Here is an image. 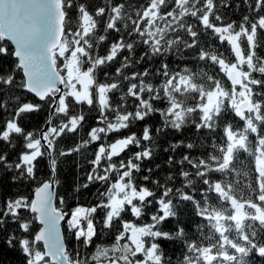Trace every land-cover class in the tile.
<instances>
[{"label":"snow or ice","instance_id":"1","mask_svg":"<svg viewBox=\"0 0 264 264\" xmlns=\"http://www.w3.org/2000/svg\"><path fill=\"white\" fill-rule=\"evenodd\" d=\"M262 4L258 0V8ZM69 7L83 35L75 33V39L64 42L68 52L76 49L71 59L61 51L66 78L55 61L41 65L19 51L16 70L0 76V142L11 146L0 151V170L13 184L33 182L25 199L31 200L36 219L21 230L42 225L39 238L22 241L25 254L42 245L46 255L36 264L49 259L51 264H246L259 247L252 241L264 234V16L250 24L248 17L225 23L219 10L230 3L219 0H144L136 11L127 0H72ZM176 34L181 35L172 39ZM13 39L23 46V34ZM20 69L37 95L41 88L59 93L57 85H64L43 140L23 122L38 107L22 102L12 89ZM85 106L97 113H86ZM97 116L103 126H93ZM156 116L177 133L196 134L187 140L178 135V142L171 143L180 153L179 175L166 179L179 184L161 189L158 200L140 167L151 159L142 148L159 131L151 122ZM54 122L58 127H51ZM201 132L221 135L217 140ZM81 133L86 139L78 143ZM58 142L70 146L57 149ZM89 149L95 150L90 161L95 167L87 183L72 187L73 193L120 173L123 182L108 188L104 203L81 204L79 195L57 201L50 189L61 187L62 162ZM100 165L108 176L99 175ZM42 172L49 180L35 184ZM4 207L13 208V198H6ZM61 225L70 234L71 248ZM105 239L111 247L97 245ZM177 242L183 251L173 259L166 250ZM81 246L95 247L90 259L81 258Z\"/></svg>","mask_w":264,"mask_h":264},{"label":"trees","instance_id":"2","mask_svg":"<svg viewBox=\"0 0 264 264\" xmlns=\"http://www.w3.org/2000/svg\"><path fill=\"white\" fill-rule=\"evenodd\" d=\"M62 1V9L64 14L63 19V35L61 39L60 46L53 51V61L56 62V68L58 71H61L62 74L65 76L63 72L64 65L60 63L62 59L65 57L61 56V51L65 52L67 59H70L73 53H75L76 49L73 48L71 52L67 51L65 48L64 42L66 40L75 39V33H79V35H83L81 28L79 27L80 21L78 20H71L70 17L73 14V10L69 5L72 3V0H61ZM81 2H85V0H81ZM97 4L102 3V0H96ZM219 2L224 4H229L230 7H225L220 9L221 15L224 17L225 23L230 20H234L239 23L244 17H248V23L250 24L252 21L256 20L258 17L264 16V4L259 5L258 8V0H219ZM127 3L132 5L131 11H136L138 8L137 5H142L144 0H127ZM258 9V10H257ZM181 34H176L172 37V39H178ZM7 49V53L4 54V49ZM182 51V47H181ZM223 55L226 57L229 53L225 50H221ZM171 59V58H170ZM177 61L173 60V63ZM154 64L158 66V62L154 61ZM17 60L13 56V49L9 42L2 38L0 34V76H4L7 74L12 73L17 68ZM210 72L214 71L210 67ZM12 89L16 91L18 95L21 96L22 102H27L30 105L37 106L38 110L34 111L31 116L24 118V123L27 130L33 131L36 130L39 138V132L42 129L45 122L48 120L49 117V110L53 103V96L48 95L43 100H38L35 96L29 93L25 89L24 78L19 70L17 74L16 81L12 84ZM64 95V89L62 92V96ZM70 103V101H66V104ZM118 103V101L113 100V104ZM59 105V102H58ZM57 105L56 110L52 113L55 114L57 109L59 108ZM20 107H23V103ZM19 108L17 109V115L19 114ZM84 111L89 114H96L97 109L95 107L88 108L87 106L84 107ZM11 115V113H9ZM167 119V117H165ZM15 120V117H13ZM154 126L159 128L158 132H154L149 144L145 145L142 148V151L149 152L151 159H146L140 165L141 169L144 170L142 172L143 176L148 177L149 184L148 186L151 188L152 191L156 192L155 199L163 198L161 196V189L164 191L169 190L170 188L176 187V184H179V180H177L176 184H173L171 181L167 180L166 177L170 175L178 176V164H179V156L180 153L173 150L171 148L172 142H178L177 136L180 135L183 139L187 140L190 136H195L194 132L190 133L187 130L182 134L175 132L171 125L165 126L161 123V119L159 116L153 117L152 121ZM89 124L86 121V125ZM107 124V118L105 119V125ZM93 126H103L99 123V116L96 117V121L93 123ZM51 127H58V125L54 122ZM167 127V130H165ZM90 131V129H89ZM261 134L264 135V128H261ZM111 135V134H109ZM200 135L208 136V135H215L217 140H219L221 133H205L201 132ZM80 140L78 139L77 142H82L83 139H86V134L81 133ZM52 139H55L53 136ZM112 141L110 140L109 143ZM70 145H64L63 142H58L56 144L57 149L61 147H67ZM11 146H5L4 142H0V151H8ZM95 158V150L89 149L83 156H76L74 155L71 159L65 160L62 162L61 168L58 170L59 179L62 181L61 187L59 189L55 186V192L57 193V201L59 200L60 196H63L65 200L74 201L76 196L79 195V199L81 204H93L97 201L99 203H104V195L108 188L112 186V184L117 181H122L123 173L118 174L117 176H112L107 179L106 182L103 183H94L90 186L89 190H81L78 194L72 192V187L79 183L83 185L88 181V175L91 174V170L94 165L90 163ZM15 159V156H13ZM123 159H127L124 157ZM11 160V157H10ZM169 160L172 161V166H169ZM118 162H114L112 165H107L109 170L115 166ZM252 161L249 160V168H251ZM101 171L99 175L101 176H108L107 172H104L102 169L105 165H100ZM185 170H188V166H184ZM151 169L149 173L147 170ZM93 175V180H95V175ZM42 177V179L40 178ZM40 177H38L35 184H41L43 181L49 180V175L47 173H40ZM155 181H159L157 185ZM33 182H29L28 184H13L11 183L10 175L3 174L2 170H0V221H3L0 224V264H29V261H32V264H36L37 260L34 259L35 253H42L41 245L37 246L36 248L32 249V252L29 254H25L24 248L22 246V241L25 239H29L32 236L36 237V232L39 228L38 223L33 226V230L31 232H25L21 229L25 225H32L33 221L36 219V215L30 211V203L31 200H26L32 194ZM177 193H173L176 195ZM239 191L237 195H239ZM246 195V193H245ZM13 198V208H5L4 207V200L6 198ZM19 198L20 203L15 204V199ZM213 200L215 198H212ZM59 207V203H57ZM98 206V205H97ZM15 208L21 209L20 212L13 213ZM189 211H192L189 206ZM8 213H13V215H8ZM12 219H16L18 222L13 224L10 221ZM97 228H101V224H97ZM62 232L64 231L61 225ZM113 231H116L114 228ZM15 233V237L12 238L11 234ZM64 238L69 239V248L72 246V241L70 240V234L67 232H63ZM249 238L251 239V231H248ZM240 243V241H236ZM35 243V241H33ZM112 241L105 239L104 241H97V245L101 248L103 247H111ZM254 244H258L259 247L252 249L251 254L248 255L246 264H264V254H259L264 250V234H258L257 238L252 241ZM31 248L32 245H29ZM251 248V245H248ZM182 246L177 242L175 245H169V249L166 252L173 256V259L179 254H182ZM95 252V247L84 248L83 246L80 247V255L83 259L85 256H88L90 259L91 254ZM43 255V253H42ZM44 256V255H43ZM40 264H51L49 261H40ZM81 264H84V261L81 260ZM106 264V261L104 262Z\"/></svg>","mask_w":264,"mask_h":264},{"label":"water","instance_id":"3","mask_svg":"<svg viewBox=\"0 0 264 264\" xmlns=\"http://www.w3.org/2000/svg\"><path fill=\"white\" fill-rule=\"evenodd\" d=\"M63 19L61 0H0V34L11 45L17 64L20 63V57L17 55L19 51L25 57H31L34 62L51 66L53 63V51L61 43ZM20 34L24 36V44L18 48L13 37ZM21 72L23 75L22 69ZM23 78L25 89L38 100H43L47 95L55 92L53 94L54 101L49 110V115L52 114L56 109L58 98L63 90V84L57 85L60 89L59 93L55 90L49 92L46 88H41L39 95H37L30 90L28 77L23 75ZM47 121L39 132L41 140H43ZM50 191L55 192L54 184ZM30 211H32V203H30ZM38 225L37 238L41 236L39 230L42 228V225ZM42 251L46 255L43 247ZM49 262L51 263V259H49Z\"/></svg>","mask_w":264,"mask_h":264},{"label":"rangeland","instance_id":"4","mask_svg":"<svg viewBox=\"0 0 264 264\" xmlns=\"http://www.w3.org/2000/svg\"><path fill=\"white\" fill-rule=\"evenodd\" d=\"M70 59H71V57H70ZM65 78H66V73H65ZM58 107H60V99H59V105H58ZM117 183H121V181H117ZM42 253H35L34 254V259L37 260L39 257H42L43 256Z\"/></svg>","mask_w":264,"mask_h":264}]
</instances>
